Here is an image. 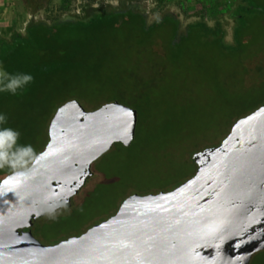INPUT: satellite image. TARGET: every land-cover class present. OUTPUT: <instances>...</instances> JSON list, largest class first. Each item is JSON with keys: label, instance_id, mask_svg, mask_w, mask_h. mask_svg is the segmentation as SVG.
<instances>
[{"label": "rangeland", "instance_id": "rangeland-1", "mask_svg": "<svg viewBox=\"0 0 264 264\" xmlns=\"http://www.w3.org/2000/svg\"><path fill=\"white\" fill-rule=\"evenodd\" d=\"M119 8L144 14L149 24L169 13L180 22L178 34L171 22L151 38L132 23L105 22L60 32L59 51L52 45L42 60L25 53L17 64L3 61L2 43L25 35L33 23L87 21ZM201 24L220 33L205 36ZM0 49L8 73L34 77L15 95L0 92V113L7 117L0 129L18 130V143L34 149L15 169L0 168V181L45 149L50 122L65 102L76 99L93 110L119 101L138 111L133 143H116L92 164L93 176L73 206L37 220L33 235L44 245L84 233L131 195L181 185L197 172V152L219 145L239 119L264 105V0H0ZM249 264H264V249Z\"/></svg>", "mask_w": 264, "mask_h": 264}, {"label": "water", "instance_id": "water-1", "mask_svg": "<svg viewBox=\"0 0 264 264\" xmlns=\"http://www.w3.org/2000/svg\"><path fill=\"white\" fill-rule=\"evenodd\" d=\"M138 111L119 101L62 104L33 163L0 181V264H249L264 249V105L217 146L193 156L196 174L167 192L131 195L84 233L44 245L37 220L64 207L116 143L130 146Z\"/></svg>", "mask_w": 264, "mask_h": 264}, {"label": "trees", "instance_id": "trees-1", "mask_svg": "<svg viewBox=\"0 0 264 264\" xmlns=\"http://www.w3.org/2000/svg\"><path fill=\"white\" fill-rule=\"evenodd\" d=\"M157 2V5H161L165 0H154ZM118 21L119 23H132L137 28H139L140 32L143 36H146L147 38H151L153 32L161 25H163L166 22H171V24L174 27V31L176 34H178L180 22L177 18H175L173 15L166 13L163 15V17L154 22L153 24H149L147 20V16L140 12H135L133 10H129L126 8H119L116 10H113L111 12H103L96 14L92 16L87 21H55L54 23L48 25V24H31L25 35L21 33H15L13 35V38L10 42L2 43L4 45L3 51L1 54L4 53L3 61L5 65L7 63L13 62L14 64H17V55H22L25 53H28L30 55H35L37 60L41 59V53H44V55L51 49V46L53 45V50L55 52L59 51V46L61 47L60 41H65L62 39L60 32H65L67 30H85L90 31L91 29L97 27V26H103L105 22H113ZM192 26H195L194 24H190L187 26L186 30L182 33L183 38L189 36L190 34V28ZM201 33L205 36H213L216 33H220L218 30H213L204 24H201ZM59 33L58 37V43L56 40H54L50 44V39L55 34ZM73 41L77 45L79 43V39L74 37L72 38ZM68 41V40H67ZM69 42V41H68ZM175 43H179L176 41ZM81 44V43H80ZM79 44V46H80ZM1 50V49H0ZM1 52V51H0ZM54 52V53H55ZM0 54V55H1ZM40 58V59H39ZM1 63V59H0ZM47 65V64H46ZM44 65L46 68L47 66Z\"/></svg>", "mask_w": 264, "mask_h": 264}, {"label": "clouds", "instance_id": "clouds-1", "mask_svg": "<svg viewBox=\"0 0 264 264\" xmlns=\"http://www.w3.org/2000/svg\"><path fill=\"white\" fill-rule=\"evenodd\" d=\"M34 81L30 73L10 74L0 65V92H10L15 95L18 89L25 87ZM7 117L0 113V124L6 123ZM5 134V143L0 146V168L10 167L15 169L18 160L25 159L34 154L32 145L19 144L21 133L18 130L5 128L0 129Z\"/></svg>", "mask_w": 264, "mask_h": 264}, {"label": "snow or ice", "instance_id": "snow-or-ice-1", "mask_svg": "<svg viewBox=\"0 0 264 264\" xmlns=\"http://www.w3.org/2000/svg\"><path fill=\"white\" fill-rule=\"evenodd\" d=\"M5 143V134L0 133V146H2Z\"/></svg>", "mask_w": 264, "mask_h": 264}, {"label": "flooded vegetation", "instance_id": "flooded-vegetation-1", "mask_svg": "<svg viewBox=\"0 0 264 264\" xmlns=\"http://www.w3.org/2000/svg\"><path fill=\"white\" fill-rule=\"evenodd\" d=\"M34 228V227H33Z\"/></svg>", "mask_w": 264, "mask_h": 264}]
</instances>
